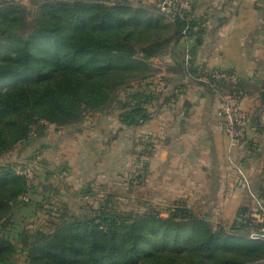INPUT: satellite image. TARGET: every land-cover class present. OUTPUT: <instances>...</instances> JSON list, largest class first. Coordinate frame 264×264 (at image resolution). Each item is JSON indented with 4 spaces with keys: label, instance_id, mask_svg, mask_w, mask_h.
Listing matches in <instances>:
<instances>
[{
    "label": "trees",
    "instance_id": "trees-1",
    "mask_svg": "<svg viewBox=\"0 0 264 264\" xmlns=\"http://www.w3.org/2000/svg\"><path fill=\"white\" fill-rule=\"evenodd\" d=\"M194 27L192 5L183 17H173L157 4L131 0H0V157L32 134L42 137L48 124L76 127L98 111L118 110L126 125L146 122L161 91L134 86L153 75L152 58L165 54L172 39L193 34ZM175 64L183 75L196 73L185 57ZM19 165L27 164L0 165V264H16L17 252L27 264L264 259V241L250 237L242 218L250 208L241 206L240 220L225 227L185 200L126 215L111 199L86 204L80 214L62 203L49 226H23L13 240L4 231L12 226L14 207L33 203L31 185L16 171Z\"/></svg>",
    "mask_w": 264,
    "mask_h": 264
},
{
    "label": "crops",
    "instance_id": "crops-1",
    "mask_svg": "<svg viewBox=\"0 0 264 264\" xmlns=\"http://www.w3.org/2000/svg\"><path fill=\"white\" fill-rule=\"evenodd\" d=\"M131 1L157 4V0ZM188 1L195 32L178 42L172 39L165 54L151 59L153 75L134 86L157 90V80L164 82L150 118L139 125H126L118 110L98 111L76 127L48 126L47 134L34 139L38 150L47 153V172L40 173L41 179H54V188L73 191L69 197L88 199L98 194L93 185L101 179L128 174L127 184L140 187L137 198L145 199L143 210L165 209L185 200L225 227L240 220L241 206L256 207L264 182V0ZM186 55L195 77L203 70H221L241 78L239 105L247 122L244 138L236 145L230 144L218 115L220 94L230 86L220 81L212 88L194 80L191 73L183 75L175 60ZM143 153L147 161L138 175ZM238 167L248 178L247 188L237 186ZM45 185L36 183L32 201L47 191ZM105 197L97 199L100 202ZM62 202L70 204V200ZM36 204H30L33 210Z\"/></svg>",
    "mask_w": 264,
    "mask_h": 264
},
{
    "label": "rangeland",
    "instance_id": "rangeland-1",
    "mask_svg": "<svg viewBox=\"0 0 264 264\" xmlns=\"http://www.w3.org/2000/svg\"><path fill=\"white\" fill-rule=\"evenodd\" d=\"M159 65V64H158ZM50 127L47 126V129L43 132V135L50 130ZM38 137L34 134L31 135L29 140H27L24 143L18 144L14 147L13 150L10 152L4 154L0 157V165H7L11 163H23L27 160L26 168L31 172V179L29 178V181H31V187L30 191H33L36 183L46 184L45 189L46 192H43L37 196H35V200L33 202H37V210H33L30 205L28 206H15L13 209V215L11 218L12 226L9 228V230H5L4 232H9V234L12 236L13 240H16L18 232L22 229V227L34 229L36 226H49V221H54L57 216L59 215V211L56 208H62V201L67 202L70 200L69 211L75 214H80L81 211H85L88 207L87 205L97 206L99 204V200L97 198H100V196H106L104 199H111V193H114V198H112V202L116 206V208L120 212H124L126 215L127 212L130 210L134 211H142L143 205L145 202V199L142 195H140L142 198L138 199L139 194L141 193L139 191L138 185H131V183L127 184L128 182V174H125L124 176H117L113 177V179H99L98 183H95L93 186H95L94 192H98L96 196H90L88 199H83L78 196L74 197L71 196V192L73 191H66L64 188H54L53 183L55 180L49 182L51 178H40V173H46L47 168L45 166L47 153L45 150L43 151V148L38 150L37 142H35ZM36 144V145H35ZM42 154L41 158H36L37 154ZM144 163V162H143ZM141 161L139 159L138 161V167L140 168L142 165ZM20 166V165H19ZM144 167V166H143ZM145 168V167H144ZM143 170L138 169L137 174H141ZM136 173V172H135ZM45 176H47L45 174ZM57 176H60L58 179L62 178V171H59ZM36 182V183H35ZM134 182V181H133ZM49 186L51 188H49ZM54 188V189H52ZM50 189V190H49ZM75 192V191H74ZM79 194V191H77ZM33 195V193H32ZM31 195V197H32ZM26 197V196H25ZM28 198V196H27ZM62 202V203H61ZM87 204V205H86ZM86 207H83L85 206ZM138 208H135L137 207ZM23 211H21V209ZM155 209L157 207H154ZM20 210V211H19ZM14 262L16 264H27L25 261V256L21 252H17L15 254Z\"/></svg>",
    "mask_w": 264,
    "mask_h": 264
},
{
    "label": "built area",
    "instance_id": "built-area-1",
    "mask_svg": "<svg viewBox=\"0 0 264 264\" xmlns=\"http://www.w3.org/2000/svg\"><path fill=\"white\" fill-rule=\"evenodd\" d=\"M177 5V9L173 10L172 6ZM159 8L171 16L183 17L184 11L191 9V4L188 0H157ZM186 64H188V58L186 55ZM194 80L201 81L212 88H216L218 82H226L230 89L220 94V108L218 115L224 122V133L230 140L231 145H236L244 138V128L247 122V114L240 107L239 102L242 98L243 92L240 89L241 78L237 75L229 74L221 70H203L200 71L196 77L191 76ZM156 88L158 91H163L165 84L161 79L156 82ZM47 126H55L54 124H48ZM42 154H37L36 158L40 159ZM140 161L143 168L146 165V154L140 155ZM144 162V163H143ZM144 166V167H143ZM16 171L19 174L26 176L28 185H31V172L26 167L18 166ZM29 178L31 181H29ZM237 186L240 188H247L249 181L245 173L241 168H237ZM261 192L258 193L256 198V207L250 209L242 215V218L248 222L249 235L253 239L264 241V183L261 185ZM31 187V186H30Z\"/></svg>",
    "mask_w": 264,
    "mask_h": 264
},
{
    "label": "water",
    "instance_id": "water-1",
    "mask_svg": "<svg viewBox=\"0 0 264 264\" xmlns=\"http://www.w3.org/2000/svg\"><path fill=\"white\" fill-rule=\"evenodd\" d=\"M251 264H264V259L256 261V262H253Z\"/></svg>",
    "mask_w": 264,
    "mask_h": 264
}]
</instances>
